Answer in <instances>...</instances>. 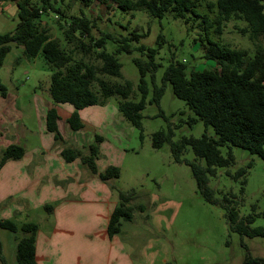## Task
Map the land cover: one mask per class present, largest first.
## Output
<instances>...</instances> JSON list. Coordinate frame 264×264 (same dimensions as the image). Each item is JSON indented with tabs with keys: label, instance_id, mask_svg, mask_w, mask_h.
I'll use <instances>...</instances> for the list:
<instances>
[{
	"label": "rangeland",
	"instance_id": "374dc122",
	"mask_svg": "<svg viewBox=\"0 0 264 264\" xmlns=\"http://www.w3.org/2000/svg\"><path fill=\"white\" fill-rule=\"evenodd\" d=\"M208 1L214 0H200L197 12L213 18L215 9L208 8ZM108 2L52 0L53 7L41 13V24L47 27L51 37L60 41L62 47H66L63 36V28L67 26L65 19L70 15L84 14L90 18L91 32L95 37H100L103 32H109L114 37L119 34L129 35L134 30L140 37L132 41L133 45L144 44L157 48L155 62L159 66L153 70V79L149 73L146 75L150 88L153 83L161 84L163 71L171 60L184 63L186 72L191 69L213 68L216 65L214 60L204 57L207 35L201 17L195 19L192 16L186 23L183 18L174 17L170 10L157 18L145 10H122L113 1ZM17 11L14 1L0 0V33L14 29L18 19ZM245 24L244 20L227 21L221 33L214 32L211 27L208 37L227 47L244 48L252 55L255 48L253 42L247 34L238 30L239 27H245ZM83 40L88 42V38ZM260 42L264 45V37L260 38ZM105 49L113 51L114 43L109 40ZM96 53L95 50L91 51L87 57L99 65ZM115 56L122 64L121 76H99L113 83L130 79L133 88L129 99L137 100L139 71L133 60L145 59V54L133 50L131 53L122 51ZM51 73V68L41 55L29 57L23 53L21 45L15 44H11V49L0 65V84L5 87L7 94L5 99L0 97V100L6 102L5 105L8 103V121L13 124V130L20 134L28 128L30 132L26 137L30 142L37 139L41 125L39 116H36L37 98L51 101L48 93ZM93 88L97 89V86L94 85ZM150 96L151 92L141 111L140 127L124 119L117 110L119 96L109 97L106 103L116 108V114L104 122L105 127L101 125L97 133L104 143L101 148L99 145L98 156L100 151L102 155L98 163L104 165L108 161L109 152L108 155L105 152L110 146L108 142L115 148L109 159L118 161L116 166L119 167V176L106 181L113 185L110 186L114 193L112 200L119 201V190L133 189L136 192L135 198L130 202L134 206L132 219L122 220L120 232L116 234L112 248H109L107 239L102 241L98 237L97 245L94 246L93 242L84 240L81 234L75 235L67 244L70 250L66 260L73 264H77V261L79 264H105L107 260L112 261L116 253L120 254L121 261L128 258L133 264H242L247 252L251 256L264 258V237L241 236L230 230L224 209L203 199L190 167L184 162L177 163L172 160L168 144L160 148H153L151 145L152 133L158 129L167 130L169 123L174 131L172 140H177L181 135L198 137L204 131L214 135L213 128H205L200 119L188 123V118L195 115L183 99L173 95L169 83H166L158 106L148 102ZM159 110L163 114H159ZM113 131L120 134L119 139L117 135H112ZM8 139L6 135L1 138L0 149H3ZM226 149V146L222 147V152L225 153ZM231 150L235 156V164L228 167L231 173L252 160L245 182L241 181L243 176L234 178L226 173L227 168L217 167L208 184L216 196L225 192L234 193L239 200V214L255 213L252 225H264V158L238 146H231ZM181 156L204 164L203 159L197 158L189 146L183 150ZM137 204L143 205V210H139ZM87 211L100 214L102 208L95 207ZM46 215L44 207H40L30 210L26 216L18 215L14 221H34L38 223L39 231L50 235L53 222L52 217L45 219ZM87 223L92 224V219ZM20 235V231L11 232L0 227V252L4 259L3 262L0 260V264H16L13 248ZM44 248L45 244L39 241L38 257L47 255L48 251L43 250ZM110 249L112 256L106 258ZM47 259L44 262L41 259L39 261L47 264ZM50 263L53 264L54 261L50 260Z\"/></svg>",
	"mask_w": 264,
	"mask_h": 264
},
{
	"label": "trees",
	"instance_id": "16d2710c",
	"mask_svg": "<svg viewBox=\"0 0 264 264\" xmlns=\"http://www.w3.org/2000/svg\"><path fill=\"white\" fill-rule=\"evenodd\" d=\"M12 1L18 8V19L13 30L0 33V65L11 49V44L21 45L23 53L29 57L41 55L52 70L49 96L54 103L72 106L73 111L67 118V123L73 130L82 126L78 110L90 105H104L113 95L120 97L117 109L123 118L140 127L141 111L149 92L151 96L148 102L158 106L166 83H169L173 95L183 99L195 115L188 118V123L200 119L205 128L211 126L215 134L209 135L204 131L198 137L181 135L177 140H172L174 131L169 123L167 130L158 129L152 133V147L160 148L168 144L172 160L177 163L184 162L190 167L203 199L224 209L230 230L241 236L264 237V225H252L255 213L239 214V200L235 198L234 193L225 192L216 196L208 184L217 167L227 168L226 173L234 178L243 176L241 181L245 182V175L252 165V160L231 173L228 167L235 164L231 146L241 147L264 158V45L260 42V38L264 37V0L208 1V8L215 9L213 18L197 12L200 0H111L122 10H145L157 18H161L166 10H170L174 17L183 18L186 23L192 16L195 19L202 18L201 22L207 35L204 57L214 60L216 65L213 68L191 69L186 72L184 63L171 60L163 71L161 84L153 83L151 88L146 75L149 73L153 79V70L159 66L155 62L157 48L144 44L133 45L132 41L140 37L139 33L132 30L129 35L119 34L114 37L109 32H103L100 37H95L91 32L90 18L84 14L70 15L65 19L67 26L63 28V36L66 47H62L57 38L50 36L47 27L42 25L40 20L41 13L53 7L52 0ZM100 1L109 3V0ZM57 11L64 16L60 10ZM230 20L245 21V27H239L238 30L247 34L253 42L255 48L252 55L244 48L227 47L208 37L211 27L214 32L221 33L226 22ZM158 37L160 38L161 34ZM84 38H88L87 43ZM109 40L114 43L113 51L105 49ZM94 50L97 51L99 65L87 57ZM133 50L145 54V59L133 60L139 71L136 84L139 92L137 100L129 99L133 88L130 79L113 83L99 76L105 74L120 77L122 64L115 54L122 51L131 53ZM94 85L97 89L93 88ZM0 95H6L2 84ZM159 114L163 112L159 110ZM57 117L54 108L46 111L47 129L53 132L55 139H61L56 125ZM100 141L101 136L95 135V142L88 146L86 154H82L77 148L65 146L61 155L65 161L79 157L92 172H96L95 159L99 155ZM187 146L197 158L203 159L204 164L182 158L181 154ZM224 146L227 148L225 153L222 152ZM23 153L24 148L21 145L8 144L0 154V168L7 160L21 158ZM119 173V167L111 165L99 172V177L108 181L117 178ZM118 196L119 201L114 206L107 224L109 236L120 232L122 220L132 219L134 206L130 202L136 196L135 190H119ZM136 206L143 210V205ZM43 207L49 214L53 205L44 204ZM262 215L264 216V211ZM0 227L11 232H21L15 246L16 264H36L35 238L38 224L34 221H24L17 225L12 219L0 218ZM0 260L4 261L1 252ZM242 264H264V258L251 256L247 252Z\"/></svg>",
	"mask_w": 264,
	"mask_h": 264
},
{
	"label": "crops",
	"instance_id": "0c3cea01",
	"mask_svg": "<svg viewBox=\"0 0 264 264\" xmlns=\"http://www.w3.org/2000/svg\"><path fill=\"white\" fill-rule=\"evenodd\" d=\"M6 95L0 97L5 99ZM37 99L36 116H39L41 125L37 139L32 142L26 137L30 132L28 128H25L21 134L13 130V124L8 121L6 115L8 103L5 105L6 102L0 100V140L4 135L9 137L3 149L12 143L24 148L21 158L7 160L0 168V218L14 221L18 215L26 216L32 209L43 208L44 204H54L51 212L45 217V219L52 217L53 231L50 235L39 230L36 232V264H41L39 259L44 262L45 258H48L47 264L50 260L54 261L53 264H73L66 260V255L70 250L67 244L75 235L81 234L84 240L93 242L94 246L97 245L98 237L102 241L107 239L109 248L113 246L116 234L109 236L107 224L117 202L112 200L114 195L110 188L112 184L101 180L99 172L107 166H116L118 161L109 159L115 151V148L111 147L114 146L111 142H108L110 146L106 151L102 149L107 155L109 152L108 161L104 165L98 163L102 155L101 151L100 156L95 159L96 172H92L79 157L65 161L61 150L65 146H71L86 154L88 146L95 142V135H99L97 133L100 126L105 127L104 122L113 118L116 108L106 103L90 105L78 110L82 126L73 130L67 123V118L73 111L71 105L54 103L52 100L40 97ZM49 108H54L57 112L56 125L61 139H55L53 132L47 129L45 117ZM112 135L120 138L117 131H113ZM99 145L100 148L103 147V141ZM3 149H0V154ZM95 207L102 208L100 214L96 211V213L87 211ZM90 218L92 224L87 223ZM22 222L24 221L15 223L20 225ZM17 240L18 238L15 246ZM39 241L45 244L43 250L48 251V256L38 257ZM111 251L112 249L109 250L106 258L112 256ZM120 261V254L116 253L113 260H107L105 264H133L128 258Z\"/></svg>",
	"mask_w": 264,
	"mask_h": 264
}]
</instances>
